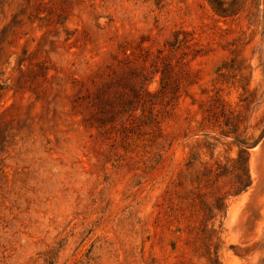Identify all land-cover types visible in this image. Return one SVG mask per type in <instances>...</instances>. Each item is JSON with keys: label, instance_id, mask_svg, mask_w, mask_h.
Listing matches in <instances>:
<instances>
[{"label": "rangeland", "instance_id": "rangeland-1", "mask_svg": "<svg viewBox=\"0 0 264 264\" xmlns=\"http://www.w3.org/2000/svg\"><path fill=\"white\" fill-rule=\"evenodd\" d=\"M0 264H264V0H0Z\"/></svg>", "mask_w": 264, "mask_h": 264}]
</instances>
